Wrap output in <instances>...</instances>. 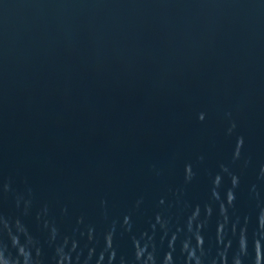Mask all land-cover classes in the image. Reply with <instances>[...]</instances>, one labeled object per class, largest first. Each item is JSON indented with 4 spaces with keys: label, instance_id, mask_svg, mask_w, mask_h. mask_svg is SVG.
<instances>
[{
    "label": "water",
    "instance_id": "obj_1",
    "mask_svg": "<svg viewBox=\"0 0 264 264\" xmlns=\"http://www.w3.org/2000/svg\"><path fill=\"white\" fill-rule=\"evenodd\" d=\"M259 222L264 0H0V264H264Z\"/></svg>",
    "mask_w": 264,
    "mask_h": 264
},
{
    "label": "clouds",
    "instance_id": "obj_2",
    "mask_svg": "<svg viewBox=\"0 0 264 264\" xmlns=\"http://www.w3.org/2000/svg\"><path fill=\"white\" fill-rule=\"evenodd\" d=\"M200 119H203V116H201ZM233 127H234V125H233ZM229 131H231V129ZM239 146H240V144L238 142V144H237V156L239 154ZM218 182H219V177L216 178L214 183L218 184ZM229 203H231V197H229ZM207 211H208V214L210 215L211 209H208ZM224 212H225V208L223 205H221L220 206V213L222 216H224ZM224 221H225V223L227 222L226 216H224ZM259 226L264 227V223L259 222ZM223 227H224V224H220L217 228V232H219ZM107 240H108L107 247L110 248L111 247V237L108 236ZM12 243L15 246L16 244H18V240L14 239ZM202 243H203L202 237L197 238V246L202 245ZM170 247H171V245H170ZM185 248H186V245H183L182 251H184ZM239 249H240V251H243L246 254V244L243 240L240 241ZM254 249H255V264H261V259L259 258V251H258L259 250V241L258 240L254 241ZM26 255L27 254L25 253L24 248L21 247V248L17 249V256L18 257H26ZM89 255H91V253H89ZM112 255H114V254H112ZM112 255L109 256V264H111ZM135 255H136V259L138 260L140 258L141 253L139 251H137ZM237 255H238V253H237ZM100 259L103 260V255H101ZM149 259L153 262V256L151 254L149 256ZM171 260H172L171 254L170 253L166 254L164 256V259H163V264H169V261H171ZM222 260H223V264H226V255L222 258ZM17 264H19V260H17ZM236 264H241V259H238Z\"/></svg>",
    "mask_w": 264,
    "mask_h": 264
}]
</instances>
